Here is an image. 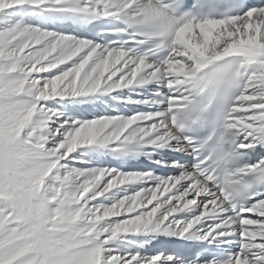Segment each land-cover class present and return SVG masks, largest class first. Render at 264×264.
<instances>
[{
    "label": "snow or ice",
    "instance_id": "6c2138e0",
    "mask_svg": "<svg viewBox=\"0 0 264 264\" xmlns=\"http://www.w3.org/2000/svg\"><path fill=\"white\" fill-rule=\"evenodd\" d=\"M0 264H264V0H0Z\"/></svg>",
    "mask_w": 264,
    "mask_h": 264
},
{
    "label": "bare ground",
    "instance_id": "6f19581e",
    "mask_svg": "<svg viewBox=\"0 0 264 264\" xmlns=\"http://www.w3.org/2000/svg\"><path fill=\"white\" fill-rule=\"evenodd\" d=\"M156 246H157V247H159V246H162V247H163V246H165V245H164V242L154 243L153 245H151V246L149 247V249H152V248L154 249Z\"/></svg>",
    "mask_w": 264,
    "mask_h": 264
},
{
    "label": "rangeland",
    "instance_id": "374dc122",
    "mask_svg": "<svg viewBox=\"0 0 264 264\" xmlns=\"http://www.w3.org/2000/svg\"><path fill=\"white\" fill-rule=\"evenodd\" d=\"M155 249H159V248L156 246L154 249H153V248H152V249H148V251H149V252H152V251H154Z\"/></svg>",
    "mask_w": 264,
    "mask_h": 264
}]
</instances>
